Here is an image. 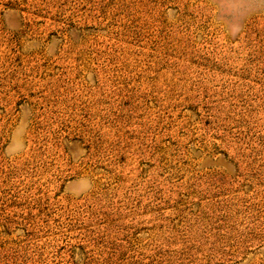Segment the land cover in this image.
<instances>
[{
    "label": "rangeland",
    "instance_id": "rangeland-1",
    "mask_svg": "<svg viewBox=\"0 0 264 264\" xmlns=\"http://www.w3.org/2000/svg\"><path fill=\"white\" fill-rule=\"evenodd\" d=\"M0 264H264V0H0Z\"/></svg>",
    "mask_w": 264,
    "mask_h": 264
}]
</instances>
